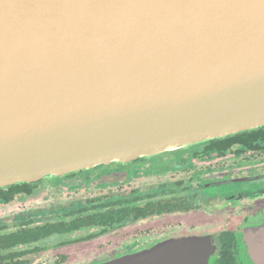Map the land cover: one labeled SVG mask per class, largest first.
I'll return each instance as SVG.
<instances>
[{
    "label": "water",
    "instance_id": "water-1",
    "mask_svg": "<svg viewBox=\"0 0 264 264\" xmlns=\"http://www.w3.org/2000/svg\"><path fill=\"white\" fill-rule=\"evenodd\" d=\"M264 127V0H0V189ZM264 264V221L246 235ZM204 237L96 264H207Z\"/></svg>",
    "mask_w": 264,
    "mask_h": 264
},
{
    "label": "flooded vegetation",
    "instance_id": "flooded-vegetation-1",
    "mask_svg": "<svg viewBox=\"0 0 264 264\" xmlns=\"http://www.w3.org/2000/svg\"><path fill=\"white\" fill-rule=\"evenodd\" d=\"M140 175L147 176V184L120 188ZM92 177L101 181L98 184L101 187L111 184L119 188L34 215H21L54 220L59 208L78 203H88V207L110 204L116 212L125 209L127 214L120 220L115 215L105 232L92 237L100 228L90 227L84 229L90 230L88 234L56 244V248H64L114 232L126 233L124 239L100 249L104 256L86 264L135 253L168 239L188 237H204L215 245L207 264L224 262L222 251L229 254L231 264H240V259L244 262L242 258L245 264H254L245 240L250 229L264 221V135L227 136L188 149L142 158L130 165H105L53 181H39L35 193L44 186L54 189L65 185L66 181L73 184ZM28 197L19 196L17 200ZM46 248L40 256L48 251Z\"/></svg>",
    "mask_w": 264,
    "mask_h": 264
},
{
    "label": "trees",
    "instance_id": "trees-1",
    "mask_svg": "<svg viewBox=\"0 0 264 264\" xmlns=\"http://www.w3.org/2000/svg\"><path fill=\"white\" fill-rule=\"evenodd\" d=\"M240 135H264V128L233 136ZM56 179L59 178L46 181ZM36 189V183H23L0 189V205H8L17 200L19 196L25 198L33 195ZM92 205L88 207V203H78L72 207L59 208L55 211L57 216L54 217V220L32 215H18L12 221L13 223H5L0 220V264H35L41 252L47 249L46 240L52 236L56 237L90 227H99V231L92 234L94 237L106 231L115 215L120 220L127 214L123 208L118 212L112 211L110 204ZM88 237L91 238V236ZM220 253L224 262L221 261L219 264H231L228 260L229 254L226 251Z\"/></svg>",
    "mask_w": 264,
    "mask_h": 264
},
{
    "label": "rangeland",
    "instance_id": "rangeland-1",
    "mask_svg": "<svg viewBox=\"0 0 264 264\" xmlns=\"http://www.w3.org/2000/svg\"><path fill=\"white\" fill-rule=\"evenodd\" d=\"M147 176H138L131 184L125 183L120 188L128 186H138L147 184ZM46 181V180H45ZM99 179L94 177L89 180H78L76 183L66 181L65 185L58 188L43 187L40 190L26 198L25 200H15L8 205H0V220L5 223H13L15 217L21 214H34L41 210H48L55 206L70 204L78 199H85L99 192H107L119 188L117 185L99 186ZM90 230H82L64 235L62 237H52L46 240L45 244L49 248L46 253L39 257L35 264H86L96 260L104 255H101L102 247L110 246L112 242L124 239L126 233L121 231L114 232L94 241L85 242L78 245H72L64 248H56V244L63 240L77 238L79 235L88 234ZM147 241V240H146ZM152 241V240H151ZM142 244V242H141ZM99 250V253L96 251ZM64 257V259H63ZM244 262V258H242ZM63 260V261H61ZM60 262V263H59ZM240 259V264H245Z\"/></svg>",
    "mask_w": 264,
    "mask_h": 264
}]
</instances>
